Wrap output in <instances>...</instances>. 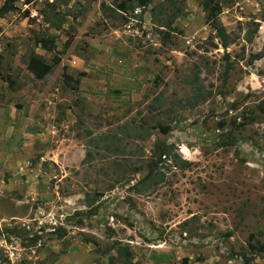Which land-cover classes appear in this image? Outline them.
I'll return each instance as SVG.
<instances>
[{
  "label": "rangeland",
  "instance_id": "obj_1",
  "mask_svg": "<svg viewBox=\"0 0 264 264\" xmlns=\"http://www.w3.org/2000/svg\"><path fill=\"white\" fill-rule=\"evenodd\" d=\"M114 2L0 18V264H264V0L222 6L225 49L199 0Z\"/></svg>",
  "mask_w": 264,
  "mask_h": 264
},
{
  "label": "trees",
  "instance_id": "obj_2",
  "mask_svg": "<svg viewBox=\"0 0 264 264\" xmlns=\"http://www.w3.org/2000/svg\"><path fill=\"white\" fill-rule=\"evenodd\" d=\"M15 0H2L0 3V18L7 12L12 11L14 7ZM229 0H199V4L201 10L203 12L204 22L207 23L213 30V37H216L218 40V44L222 49H225L229 43L232 42L231 37L225 31L224 27L218 20V15L221 12L222 6L228 2ZM150 0H115L114 4L111 6H107L106 9L109 12H116L117 10L125 11L127 9L132 10L133 8L137 7L140 9H144L148 6ZM162 6L160 3H157L156 7L160 9ZM151 18L157 21V15L154 13V9L152 8L150 11ZM174 14L162 19H158L160 26H168L173 18ZM264 21V15L260 19ZM34 42L39 44V46L46 50H52L54 48V43L51 38H44L39 37L34 40ZM226 56V55H225ZM252 59L257 58L258 54L254 53L250 55ZM227 59V58H225ZM1 61V57H0ZM57 62V58H53L51 64L46 63L39 55L30 51L27 58L26 69L35 77V78H42L46 73L49 72L51 65ZM231 68V64L226 62L223 74L225 75L226 72ZM257 111L264 112V101L259 103L257 106ZM220 125L223 124V121L220 120ZM178 161L183 164H187L186 160H181L176 157ZM155 161H148L145 164V173L142 175L140 179V186L135 187L136 191H141V189H146L149 186H154L158 182L162 180V173L155 170ZM257 247V246H256ZM261 245H258L256 250H261ZM118 255H122L125 258H128L130 253L127 251L125 247H117ZM243 262L246 263L248 258L244 254H240Z\"/></svg>",
  "mask_w": 264,
  "mask_h": 264
}]
</instances>
